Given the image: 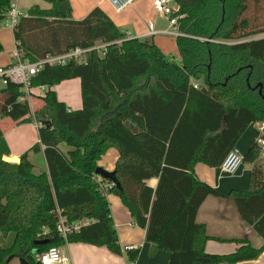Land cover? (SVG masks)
<instances>
[{
  "label": "trees",
  "instance_id": "1",
  "mask_svg": "<svg viewBox=\"0 0 264 264\" xmlns=\"http://www.w3.org/2000/svg\"><path fill=\"white\" fill-rule=\"evenodd\" d=\"M44 1L50 6L32 5L13 27L26 59L99 42L106 46L91 49L85 62L45 65L31 79L33 86H47L35 96L41 104L33 112L18 100L19 85L0 87V119L35 121L39 141L30 150L43 146L47 164V170L34 171L27 151L19 161L5 160L10 151L0 126V233H14L11 246L0 245V264L10 255L41 264L36 254L65 242L105 245L119 253L107 193L121 198L147 241L170 252L168 264L255 259L264 251L261 147L254 142L244 154V161L254 164L252 187L224 195L261 237L257 247L237 239L240 245L231 253L205 251L215 236L196 216L207 196L223 195L200 180L194 167L219 166L247 126L264 120V36L252 37L264 33V25L246 15L251 1L263 0H174L182 33L175 37L178 62L152 39L128 37L99 6L73 19L69 0ZM8 4L0 0V22ZM76 77L82 105L69 109L54 87ZM111 147L119 154L114 170L120 188L102 190L100 185L112 180L95 169ZM153 177L155 187L147 183ZM58 209L68 223H88L64 240L56 228ZM43 239L48 242H35Z\"/></svg>",
  "mask_w": 264,
  "mask_h": 264
},
{
  "label": "crops",
  "instance_id": "2",
  "mask_svg": "<svg viewBox=\"0 0 264 264\" xmlns=\"http://www.w3.org/2000/svg\"><path fill=\"white\" fill-rule=\"evenodd\" d=\"M69 2L72 6L73 19H81L93 7L99 6L120 29L129 33L130 38L152 39L165 53L174 51V49L177 50L175 36L160 32V30L171 29L172 27L167 17L159 15L154 11L152 0H135L120 12H116L106 0H93L90 5L91 7H86L85 4L80 5V15L77 16L74 14L77 12L75 8L78 7V3H76L75 7V3L72 0H69ZM105 2L108 6L103 7V3ZM163 21L165 24L160 26L159 23ZM150 22L153 24V29L159 32L149 34ZM0 42L3 47L0 51V66H5L12 61L11 52L15 46L13 28L8 25H0ZM0 87H3V84ZM76 87L78 88L77 93L70 94ZM54 89L57 98L65 102L69 109L81 108L79 78L63 80L55 85ZM42 95L38 88H33L28 102L32 112L41 104V100L35 96ZM5 119L8 121L6 125L11 129L8 131L9 134L6 133L4 135L10 151V154L4 156V159L16 162L19 159V155L27 151L28 159L33 164L34 171L41 172L47 170L43 146L38 151L30 150V147L39 141L37 136L38 125L36 122L18 123L7 117ZM1 120L2 118L0 122ZM0 126L2 127V125ZM21 127L31 129L32 134L24 135L21 133ZM258 136L259 130L256 124L251 122L234 146L244 155L249 147L254 142H257ZM118 155L117 149L111 147L100 157L98 165L106 170H113ZM11 158L14 160H10ZM253 165V162L243 161L234 174H226L221 172L218 166L210 167L202 162L196 163L194 167L196 176L223 195L207 196L200 205L196 216L197 221L205 224L207 234L215 236L206 241L205 251L218 254L231 253L240 245L237 239H245L256 247L261 244V237L251 226L241 219L233 200L230 197L224 196L231 191L248 190L252 187L250 173ZM147 183L155 187L157 178L153 177ZM107 199L111 217L117 231L120 252L114 253L105 245L98 246L85 242H65L58 246L60 254L64 258L62 264H129L130 260H134L135 264H168L170 252L156 248L155 244L145 239V229L134 222L129 209L123 204L121 198L113 193H107ZM127 245H135L136 248L126 251L124 248ZM132 253H134V257L131 259L129 257ZM10 262L9 260L7 264H10ZM221 264H264V251L252 260Z\"/></svg>",
  "mask_w": 264,
  "mask_h": 264
},
{
  "label": "built area",
  "instance_id": "3",
  "mask_svg": "<svg viewBox=\"0 0 264 264\" xmlns=\"http://www.w3.org/2000/svg\"><path fill=\"white\" fill-rule=\"evenodd\" d=\"M8 8L6 10L5 18L0 22V25H8L11 28L14 27L17 20L21 16H27V13H22L18 7L16 0H8ZM116 12H120L127 6L131 5L135 0H106ZM152 6L154 11L162 16L167 17L171 29L160 30V32L178 36L181 35L177 24L178 16L173 15L179 8L178 4L174 0H152ZM149 34L154 32H159L153 29L152 22L149 23ZM129 37V33H127ZM105 43H97L94 47H74L69 48L67 51L61 54H46L44 57L30 61L25 58L22 48L16 45L11 52L12 61L10 64L5 66H0V81L3 85L7 83H13L20 86L22 94L18 97L19 101L29 102V97L32 93L33 88H38L42 94L47 90L46 85L33 86L32 77L36 75L45 65H57L62 66L70 61L85 62L87 58V53L91 49L96 48L103 50L105 48ZM197 88L198 84H194ZM259 130V136L257 139L258 145L261 147L264 156V120L254 122ZM37 124V123H36ZM244 161V155L240 150L233 146L225 155L222 162L219 164V169L221 172L226 174H234ZM264 169V160L262 162ZM99 176V175H97ZM100 177V176H99ZM113 181H106L101 184V189L106 190L114 186ZM57 215V231L59 235L66 240L69 233L79 229L81 225L88 223V219H82L75 221L73 223L66 222V218L61 214L60 210L56 211ZM135 245H127L124 250L131 251L135 249ZM35 259L41 264H62L64 258L61 256L60 251L57 246H50L48 249L41 253L35 255ZM129 264H135L134 260H130Z\"/></svg>",
  "mask_w": 264,
  "mask_h": 264
},
{
  "label": "rangeland",
  "instance_id": "4",
  "mask_svg": "<svg viewBox=\"0 0 264 264\" xmlns=\"http://www.w3.org/2000/svg\"><path fill=\"white\" fill-rule=\"evenodd\" d=\"M73 3H75V7H76V3H78V7L75 8V16L80 15V5H84L86 7H91V3L93 0H72ZM33 4H38L40 7H48L49 4L47 2H45L44 0H17V7L18 9L24 13L27 12V10L29 9L30 6H32ZM104 6H108V4L105 2L103 3V7ZM91 9V8H90ZM246 15L256 24H258L259 26L264 25V0L261 1V3L259 5H254V3L251 1V3L249 4V8L246 12ZM165 22H160L159 25L162 26L164 25ZM124 29V28H123ZM264 36V33H260L257 34L256 36H252V37H261ZM176 37V36H175ZM167 54H169L175 61H180V56H179V52L178 50L174 49V51L168 52ZM196 84H199L196 82ZM0 85H2V82L0 81ZM78 88L76 87V89H74L73 92H70V94L72 93H77ZM80 100V97H79ZM8 121H6L5 117L2 118L0 125H2V131L4 133V135L6 133L9 134V130L11 129L10 127H8L7 124ZM26 123V122H23ZM23 131V132H22ZM21 133H23L24 135H29L32 134L31 129L26 128V127H21ZM11 136V135H10ZM38 136V134H37ZM64 148H66L65 145H63ZM14 240V233L13 232H9L7 235H2L0 233V245H2L3 247H9L12 245ZM10 264H24L21 259L19 257H12L10 259Z\"/></svg>",
  "mask_w": 264,
  "mask_h": 264
},
{
  "label": "water",
  "instance_id": "5",
  "mask_svg": "<svg viewBox=\"0 0 264 264\" xmlns=\"http://www.w3.org/2000/svg\"><path fill=\"white\" fill-rule=\"evenodd\" d=\"M47 124H49V122H47ZM19 161V159L17 160ZM95 174L99 175L100 177H103V178H108L110 180H112L115 185L120 188V183L119 181L117 180L116 176H115V170H106L105 168H103L102 166L98 165L95 169ZM36 243H46L48 242L47 239H43V240H36L35 241ZM13 257V255H10L8 258H7V262ZM21 261L24 263V264H27L25 261H23V259L20 257Z\"/></svg>",
  "mask_w": 264,
  "mask_h": 264
}]
</instances>
